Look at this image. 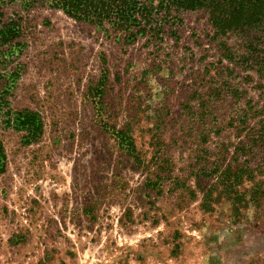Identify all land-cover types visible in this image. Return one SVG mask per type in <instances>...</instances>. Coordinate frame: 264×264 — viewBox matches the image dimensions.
Listing matches in <instances>:
<instances>
[{"label": "rangeland", "instance_id": "obj_1", "mask_svg": "<svg viewBox=\"0 0 264 264\" xmlns=\"http://www.w3.org/2000/svg\"><path fill=\"white\" fill-rule=\"evenodd\" d=\"M3 12L0 264H264V27Z\"/></svg>", "mask_w": 264, "mask_h": 264}, {"label": "trees", "instance_id": "obj_2", "mask_svg": "<svg viewBox=\"0 0 264 264\" xmlns=\"http://www.w3.org/2000/svg\"><path fill=\"white\" fill-rule=\"evenodd\" d=\"M16 3L24 11L35 6L59 9L105 32L153 35L172 11L204 9L219 33L264 27V0H0V45L12 41L22 27L20 19L4 20L5 5ZM126 146L132 148L131 141ZM4 155L0 145V172Z\"/></svg>", "mask_w": 264, "mask_h": 264}]
</instances>
